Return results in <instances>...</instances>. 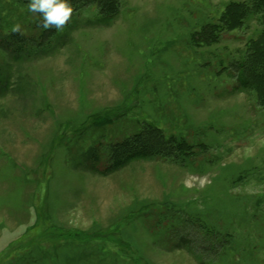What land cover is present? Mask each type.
Segmentation results:
<instances>
[{
    "label": "rangeland",
    "instance_id": "374dc122",
    "mask_svg": "<svg viewBox=\"0 0 264 264\" xmlns=\"http://www.w3.org/2000/svg\"><path fill=\"white\" fill-rule=\"evenodd\" d=\"M29 2L0 0V264H264V3Z\"/></svg>",
    "mask_w": 264,
    "mask_h": 264
},
{
    "label": "clouds",
    "instance_id": "9594fccd",
    "mask_svg": "<svg viewBox=\"0 0 264 264\" xmlns=\"http://www.w3.org/2000/svg\"><path fill=\"white\" fill-rule=\"evenodd\" d=\"M30 13H40L45 29L54 26L57 31L63 28L73 14L70 0H30L28 4ZM19 31V26L16 27Z\"/></svg>",
    "mask_w": 264,
    "mask_h": 264
},
{
    "label": "trees",
    "instance_id": "16d2710c",
    "mask_svg": "<svg viewBox=\"0 0 264 264\" xmlns=\"http://www.w3.org/2000/svg\"><path fill=\"white\" fill-rule=\"evenodd\" d=\"M262 3H264V0H260ZM259 75L261 76V83H262V85H263V89H264V74H263V72H260L259 71Z\"/></svg>",
    "mask_w": 264,
    "mask_h": 264
}]
</instances>
